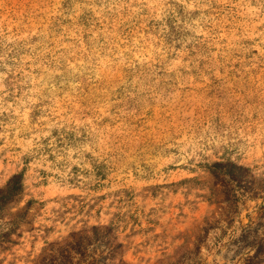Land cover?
<instances>
[{"label":"rangeland","instance_id":"374dc122","mask_svg":"<svg viewBox=\"0 0 264 264\" xmlns=\"http://www.w3.org/2000/svg\"><path fill=\"white\" fill-rule=\"evenodd\" d=\"M63 248L264 264V0H0V264Z\"/></svg>","mask_w":264,"mask_h":264},{"label":"trees","instance_id":"16d2710c","mask_svg":"<svg viewBox=\"0 0 264 264\" xmlns=\"http://www.w3.org/2000/svg\"><path fill=\"white\" fill-rule=\"evenodd\" d=\"M19 176H17L15 178V182L14 184H18V180H19ZM20 183V180H19ZM12 189H14V186L12 187ZM108 232L104 233H99L98 232V228L96 226L92 227V238L93 240H89V238L87 237H79L77 238V240L72 243L71 247H69L70 249H72L74 251L73 254L80 256L79 259L83 260V258H86V256L90 257L91 255H88V246L91 244H96L95 248H98V246L104 244L106 245L108 243V241H104V238L107 236ZM93 242V243H91ZM113 249H111L108 253H112ZM103 253V252H102ZM102 253L98 254V257L93 258V259H86L87 262L84 264H90L91 261H97L100 262L102 260H105L107 258V255H101ZM76 256H72L68 253V251L64 250H60L59 255L58 256H50L49 258L45 259L42 258L38 261V264H74V260H75ZM78 259V260H79ZM91 260V261H90Z\"/></svg>","mask_w":264,"mask_h":264}]
</instances>
